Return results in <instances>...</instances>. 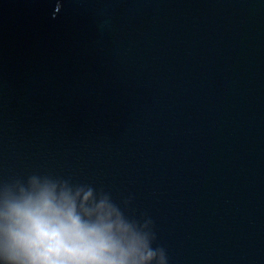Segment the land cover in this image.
Here are the masks:
<instances>
[{"label":"water","instance_id":"obj_1","mask_svg":"<svg viewBox=\"0 0 264 264\" xmlns=\"http://www.w3.org/2000/svg\"><path fill=\"white\" fill-rule=\"evenodd\" d=\"M33 171L130 196L168 264H264V0H0V181Z\"/></svg>","mask_w":264,"mask_h":264},{"label":"clouds","instance_id":"obj_2","mask_svg":"<svg viewBox=\"0 0 264 264\" xmlns=\"http://www.w3.org/2000/svg\"><path fill=\"white\" fill-rule=\"evenodd\" d=\"M103 187L44 171L0 181V264H168L151 217Z\"/></svg>","mask_w":264,"mask_h":264}]
</instances>
